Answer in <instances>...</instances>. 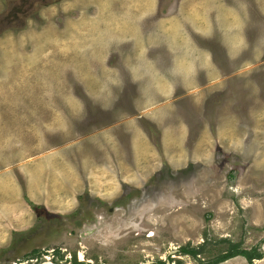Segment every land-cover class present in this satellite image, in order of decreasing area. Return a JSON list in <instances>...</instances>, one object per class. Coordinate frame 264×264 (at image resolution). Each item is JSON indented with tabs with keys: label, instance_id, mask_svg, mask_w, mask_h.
<instances>
[{
	"label": "rangeland",
	"instance_id": "obj_1",
	"mask_svg": "<svg viewBox=\"0 0 264 264\" xmlns=\"http://www.w3.org/2000/svg\"><path fill=\"white\" fill-rule=\"evenodd\" d=\"M179 3L61 0L0 26V264H210L233 245L263 258L218 264H264V0ZM69 103L70 127L46 112ZM41 142L76 184L31 200Z\"/></svg>",
	"mask_w": 264,
	"mask_h": 264
},
{
	"label": "crops",
	"instance_id": "obj_2",
	"mask_svg": "<svg viewBox=\"0 0 264 264\" xmlns=\"http://www.w3.org/2000/svg\"><path fill=\"white\" fill-rule=\"evenodd\" d=\"M179 5H180V3L178 2L177 6H175L172 9L173 11L171 13H168L165 15L166 16L174 15L179 10ZM153 12L154 11H149L146 15L149 17H145V19H150V17L153 15ZM156 13H158L157 9H156ZM38 95L42 96L41 94H38ZM69 104L72 107V115L71 116L69 115V113H67L68 110L66 112V115H67L66 117L63 116V114L61 116L55 115V113H58L57 112L58 108L53 109L52 107H51V109H46V112L50 113L49 114L50 118L55 117V119H58L59 117H61L62 118L61 120L63 121L61 123H65V125H69V127H70L71 118H75V116H77V114L75 113L77 111L74 112L75 106L78 107V106H83V105L77 104V103H74V105H73V103H69ZM69 104H67V106H69ZM31 106L34 109L33 112H35V114L38 115V117H39V119L37 121H40V119L42 120L43 115L39 114L38 107H40V108H44V107L38 106L36 104L31 105ZM46 108H48V107H46ZM27 110H30V109H27ZM60 113H61V111H60ZM94 129L97 131H95ZM94 129H92V130H94L93 133H89L86 135V138L96 137L98 135V133L100 134L101 131L99 129H102V127H98V128H94ZM66 140H67V138H66ZM91 142H96V143L95 144L91 143L94 147H90V148H92V149L97 148L98 151H99V148L102 149V147L99 146L100 144H99L97 139H93ZM136 143H137V141H135V147H136ZM66 144H68V143L65 142V145ZM19 149H20L19 150L20 152L23 150V148H20V147H19ZM39 149L42 151H45V150L46 151L43 153H39ZM24 150H25V147H24ZM28 151H29L28 153H30L29 158L26 159L27 156L23 155V158L21 159V160H24L22 162V164H23L22 167H24V171L31 172V176L33 174L35 175L33 180L31 181L32 187H35V186H33V184H37L38 189L41 190V195L38 198L30 197L31 200L41 198V196L45 195V193L48 192V188L52 192H55L56 190L65 191L66 189L68 190L67 192H70V190H72L69 188H72L71 185L76 184V183L74 181H72V179L70 180L67 178L75 176V172H74L75 170L73 169L71 162L67 161L63 154L60 153V154H57L56 156L52 155V153L54 152L53 148L50 149L47 145H45V143H42V142L40 145H35V143H34V145H30V148L28 149ZM23 153H25V152H23ZM85 154L86 155H85L84 163L87 166L88 165L90 166L91 162L94 161L96 158L92 154H89V152H86ZM18 160H19V158H18ZM19 166H21V165H19V163H18V168H19L18 170H20ZM83 166H85V165H83ZM58 167L59 168L62 167V170H67V171H57ZM75 179H77V177H75ZM39 185H41V187ZM33 190L36 192L35 188H33Z\"/></svg>",
	"mask_w": 264,
	"mask_h": 264
},
{
	"label": "flooded vegetation",
	"instance_id": "obj_3",
	"mask_svg": "<svg viewBox=\"0 0 264 264\" xmlns=\"http://www.w3.org/2000/svg\"><path fill=\"white\" fill-rule=\"evenodd\" d=\"M58 1L61 0H5L4 2H2V8L0 10V17L3 18L0 19V26L5 24H7L8 26L20 25L19 22H21L22 20H25L27 17H32V15L37 13L40 9L43 10L49 6H53V4L57 5ZM178 2L179 0H159L158 15L171 13L173 11L172 9L177 6ZM84 10H86V13L89 16L95 14L98 15L100 11L98 7L92 6L83 8V11ZM59 11H61V15L57 17V22L59 24H64V6L63 9L60 8ZM69 15L71 16V18H78L80 16V11L78 9L72 8L69 12ZM10 16L12 17L10 18ZM10 21L12 22L10 23ZM168 264L171 263L168 261Z\"/></svg>",
	"mask_w": 264,
	"mask_h": 264
},
{
	"label": "trees",
	"instance_id": "obj_4",
	"mask_svg": "<svg viewBox=\"0 0 264 264\" xmlns=\"http://www.w3.org/2000/svg\"><path fill=\"white\" fill-rule=\"evenodd\" d=\"M35 250H33L32 255L37 257V255L35 254L38 253V250L36 251ZM181 252L184 254L191 255L195 258H197L198 255H200L201 253L199 248L192 247L190 245H186L182 247ZM236 256H245L247 260L249 261V263H253V260L255 258L257 259L263 258V254L257 250V247L256 248L254 247L252 250H247V249H242L238 246L233 245V249L229 251V253H225L224 255L219 257L216 261H212V263L210 264H218V263H221L223 261H226L227 259H230ZM30 258H35V257H30Z\"/></svg>",
	"mask_w": 264,
	"mask_h": 264
}]
</instances>
